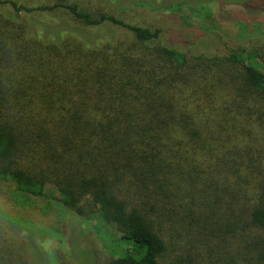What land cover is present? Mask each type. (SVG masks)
I'll return each instance as SVG.
<instances>
[{
    "label": "trees",
    "instance_id": "obj_1",
    "mask_svg": "<svg viewBox=\"0 0 264 264\" xmlns=\"http://www.w3.org/2000/svg\"><path fill=\"white\" fill-rule=\"evenodd\" d=\"M119 1L264 27V0H0V197L91 229L41 236L0 208V264H264V35L192 53Z\"/></svg>",
    "mask_w": 264,
    "mask_h": 264
},
{
    "label": "rangeland",
    "instance_id": "obj_2",
    "mask_svg": "<svg viewBox=\"0 0 264 264\" xmlns=\"http://www.w3.org/2000/svg\"><path fill=\"white\" fill-rule=\"evenodd\" d=\"M114 5L116 10H122L118 11V13L122 14L125 19L132 21V23L145 25L154 29L161 28L163 31L167 32L164 37L166 40L170 37L174 42L183 43L186 39H188V41L193 44H191L189 47L190 50H192V53L196 52V46H200L203 42L205 43L209 34L215 38H218V40L222 42L223 45H225V47L228 49H234L237 47V45L247 49H252L253 46L258 45V42L252 38H243L245 37L246 33L251 32L252 26L255 28V37L258 40L259 37H263L264 35V27L261 26L260 21H257L258 25L254 27L255 24L253 23L255 22L250 19L251 17L256 19L257 16L244 11L242 7L235 4L228 5L223 3H214L213 5H209V7L206 8V10L212 11L213 15L220 19V22L210 20L207 21L205 19L207 17L206 10L202 7L197 8L192 5H181L180 8L174 10H166L164 8L157 7L155 11H149L150 14L143 13V11H146L143 8H121L122 6L120 1ZM229 18L231 19L230 22H225ZM215 33H217V35H215ZM116 35L118 36L125 34L117 33ZM109 38H111V36H108L107 39ZM256 48H258V46ZM49 203L50 201L48 200L36 199L34 206L21 207L16 206L15 203L6 196L0 197V208L6 212L9 217L20 218L23 220V223L28 224L26 227L33 228L36 225L35 227L38 228L36 230L40 229L39 231H44V234L41 236L52 235L55 238V228L62 232H67L68 227L74 226L76 227V232H81L82 230L86 232L84 233V238H81V240L84 241V239H87L91 230L89 229V225L87 223H84L83 220L79 218V220H76L73 214L69 216L68 213L64 215L63 218H58L56 216L55 219V214L53 212L47 216L46 214L49 212L45 207ZM110 230L113 234H116L114 228H110ZM90 237V239L93 240L91 235ZM55 241H53L52 245L49 247L50 253H53V249L57 246V242H59L58 239ZM52 246L53 248L51 249ZM60 248L63 250L66 247L62 246ZM77 253H79L81 256H86L80 250H78ZM63 254V252H57L54 254L55 261H57V257L61 258ZM84 258L83 260L85 261Z\"/></svg>",
    "mask_w": 264,
    "mask_h": 264
}]
</instances>
